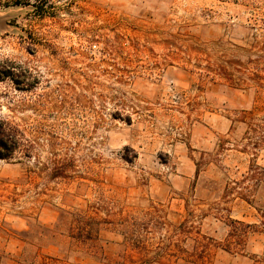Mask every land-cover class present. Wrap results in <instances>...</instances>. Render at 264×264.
I'll list each match as a JSON object with an SVG mask.
<instances>
[{
    "label": "rangeland",
    "instance_id": "rangeland-1",
    "mask_svg": "<svg viewBox=\"0 0 264 264\" xmlns=\"http://www.w3.org/2000/svg\"><path fill=\"white\" fill-rule=\"evenodd\" d=\"M0 264H264V0H0Z\"/></svg>",
    "mask_w": 264,
    "mask_h": 264
},
{
    "label": "trees",
    "instance_id": "trees-1",
    "mask_svg": "<svg viewBox=\"0 0 264 264\" xmlns=\"http://www.w3.org/2000/svg\"><path fill=\"white\" fill-rule=\"evenodd\" d=\"M33 141L26 138L25 131L19 126H12L0 120V159H11L16 153L29 157Z\"/></svg>",
    "mask_w": 264,
    "mask_h": 264
}]
</instances>
